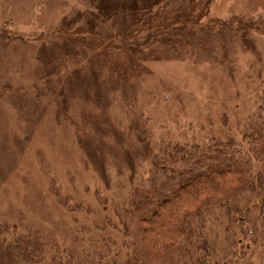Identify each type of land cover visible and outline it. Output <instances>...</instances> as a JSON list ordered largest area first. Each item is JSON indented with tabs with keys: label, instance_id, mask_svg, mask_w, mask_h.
<instances>
[{
	"label": "rangeland",
	"instance_id": "374dc122",
	"mask_svg": "<svg viewBox=\"0 0 264 264\" xmlns=\"http://www.w3.org/2000/svg\"><path fill=\"white\" fill-rule=\"evenodd\" d=\"M157 2L131 31L114 19L94 34V0H0V30L15 37L0 45V90L29 91L0 94V222L65 240L128 198L165 139L238 131L264 92V0ZM242 218H204V264H264V233Z\"/></svg>",
	"mask_w": 264,
	"mask_h": 264
},
{
	"label": "trees",
	"instance_id": "16d2710c",
	"mask_svg": "<svg viewBox=\"0 0 264 264\" xmlns=\"http://www.w3.org/2000/svg\"><path fill=\"white\" fill-rule=\"evenodd\" d=\"M150 2L94 0V34L114 19L131 31L138 11L143 13ZM14 39L9 30H0V45ZM15 93L26 100L29 91L9 86L0 90L3 97ZM241 118L238 131L224 138L209 132L182 144L165 139L167 145L158 150L128 198L96 218L94 227L73 226L65 240L52 227H37L25 219L18 225L0 222V264H204L208 250L215 248L204 233L209 214H226L229 223L236 220L241 226L246 217L253 233H264V218L252 214L253 209L264 213V92ZM96 194L101 205L107 202L99 190ZM71 199L62 201L70 211L92 212ZM73 221L80 222L76 215ZM201 249L205 255L196 256Z\"/></svg>",
	"mask_w": 264,
	"mask_h": 264
}]
</instances>
